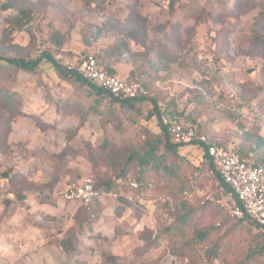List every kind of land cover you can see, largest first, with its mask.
Wrapping results in <instances>:
<instances>
[{
	"label": "rangeland",
	"instance_id": "obj_1",
	"mask_svg": "<svg viewBox=\"0 0 264 264\" xmlns=\"http://www.w3.org/2000/svg\"><path fill=\"white\" fill-rule=\"evenodd\" d=\"M25 1L34 16L21 32L12 26L16 12L0 9V55L50 53L62 67L73 65L124 40L129 16L138 14L149 29L146 52L128 43L120 77L141 73L152 99L173 103L209 142L253 162L242 153L253 147L246 133L264 136V0H177L174 11L165 0ZM56 38L64 41L59 49ZM150 109L151 100L110 105L46 66L0 69V264H264L255 256L264 232L218 209L215 200L228 193L193 145L179 148L176 174L148 176L154 188L137 203L124 202L122 190L100 189L90 218L79 202L63 200L83 178L99 184L113 177L142 130L160 131ZM166 161L170 167L172 157ZM182 204L195 213L179 233ZM211 226L217 231L203 246L220 252L209 261L193 237ZM68 237L73 255L61 246Z\"/></svg>",
	"mask_w": 264,
	"mask_h": 264
},
{
	"label": "trees",
	"instance_id": "obj_2",
	"mask_svg": "<svg viewBox=\"0 0 264 264\" xmlns=\"http://www.w3.org/2000/svg\"><path fill=\"white\" fill-rule=\"evenodd\" d=\"M168 2V8L170 11H174L175 7L177 6V0H165ZM1 11H10L14 10L16 15L12 19V26L18 32L26 30L27 26L31 22L34 11L31 8L30 3L25 0H7L6 2L0 3ZM128 22L130 23L129 27L124 31V40L119 41V43L110 45L105 49L99 51L98 54H92L100 63V60L106 61V67L108 73L114 74L118 76L116 66L120 64L119 59L123 54H126L129 51V44L133 43L135 45L140 46L144 52L147 48V38L149 29L145 24V20L141 19L138 14H131L129 16ZM55 46L59 49L64 41L63 39H55L54 41ZM46 66L49 69H53L54 72L56 71L57 75L65 81H74L79 84L80 87H87L93 93L99 96V98L103 101L108 102L110 105H119V107H126V106H135L137 104H143L147 100L152 101V109L148 111L147 118H157L160 114L161 105L154 99L148 98H136V99H126V98H116L110 95L109 93L103 91L99 87L88 83L87 81L81 79V77L74 71H69L65 67H62L60 64H57L54 61V58L50 53H42V55L37 59H24V58H7L0 55V69H9V70H16V71H24V72H32L35 73L37 70H41V67ZM132 72V71H131ZM126 75L125 77H120L121 79L128 80L136 75L139 74H131ZM140 76V75H139ZM142 77V76H141ZM145 86L149 89L147 81H145ZM13 97H8L9 101L12 100ZM169 109V114L171 117L176 118L178 121L192 126L197 133H203L198 125L194 124L193 120L190 118V115L184 114L182 111H178L176 107H174L173 103L166 104ZM93 108V107H89ZM80 111V110H79ZM83 114V120L86 115L89 113L88 109L85 112L80 111ZM158 125L160 127V131L158 133H152L148 129L142 130L141 134L139 135L140 144L139 146H133L128 149V154L126 159L123 162H117L116 172L113 177H110L106 181L100 182L99 184L96 183L93 178L94 188L98 191L100 189H104V191H123L125 194H130L132 196L138 195L137 199L131 201L133 203L139 202V198L144 194L145 190L144 187L139 189V191H130L127 188V184L130 181L137 182L139 184L145 185L149 181H153L152 179L148 178L154 172H161L163 175H174L176 174V169L178 168L179 161H181V157L178 153L179 148L181 146L175 145L170 141L169 136L166 133V130L160 125L158 121ZM250 140H252L253 147L245 152L242 153L243 157H250L253 158V163L256 165L264 166V136L260 137L257 134H247ZM247 136V137H248ZM210 144L217 145L219 147L225 148L220 143L209 142ZM107 147L106 145H104ZM111 145L109 144V149ZM193 146L199 147L202 152L204 153V148L199 144H193ZM164 149L163 154H158L160 148ZM167 155L172 157V163L169 167L167 165ZM218 177V176H217ZM219 178V177H218ZM220 185L225 189L226 193H230V189L225 186L221 180ZM155 185V184H154ZM101 193V191H100ZM123 201L129 203L126 198H124V194L122 195ZM99 201H95L87 210L81 203L80 207L81 210L86 213L87 215L92 214L95 217V205L98 204ZM130 202V203H131ZM206 202V201H205ZM211 205H215L218 207L214 202H210ZM214 206V207H215ZM178 215L176 217V221L178 223L177 231L179 233L184 232L188 223L194 218L195 211H192V207L188 205H180L177 207ZM219 210H221L218 207ZM180 210V211H179ZM261 230V229H260ZM217 230L214 229L213 226L209 227V229L203 230H196L194 232V240L196 245L201 246L204 249V254L206 255L207 260H211L216 258L220 252V247L218 245H208V247L204 248L203 244H207L210 237L216 232ZM262 231V230H261ZM171 234L173 232H170ZM178 233V234H179ZM264 236V235H263ZM71 237V236H69ZM66 239L62 242V247L64 251L69 254L73 255L74 253V246L72 241ZM256 257L264 259V241L260 245L258 251H256ZM110 264H116L113 259H110Z\"/></svg>",
	"mask_w": 264,
	"mask_h": 264
},
{
	"label": "built area",
	"instance_id": "obj_3",
	"mask_svg": "<svg viewBox=\"0 0 264 264\" xmlns=\"http://www.w3.org/2000/svg\"><path fill=\"white\" fill-rule=\"evenodd\" d=\"M62 60V57H56ZM67 70L76 72L81 79L95 85L116 98L136 99L154 98L151 91L145 86L143 77L124 80L107 72L104 66L92 55L87 54L73 65H63ZM158 117L160 125L166 130L170 141L179 146L199 144L204 148V159L209 163L210 174L216 173L221 182L230 189L226 197H220L215 203L231 219L253 221L264 232V166L256 165L252 161L242 158L236 151L210 144L208 139L197 133L190 125H186L169 114L166 104L160 103ZM151 191L153 181L145 185L130 181L127 189L139 191L143 188ZM100 191L94 188L91 178H83L74 186L66 188L62 198L67 202H79L87 210L100 200ZM111 195V194H109ZM205 201L213 200L209 194H202ZM127 201H133V196L124 194ZM90 218H94L90 214Z\"/></svg>",
	"mask_w": 264,
	"mask_h": 264
},
{
	"label": "crops",
	"instance_id": "obj_4",
	"mask_svg": "<svg viewBox=\"0 0 264 264\" xmlns=\"http://www.w3.org/2000/svg\"><path fill=\"white\" fill-rule=\"evenodd\" d=\"M117 70V69H116ZM117 74L118 76H124L125 75V72L123 70H117Z\"/></svg>",
	"mask_w": 264,
	"mask_h": 264
}]
</instances>
